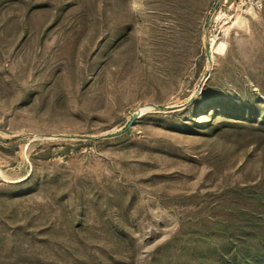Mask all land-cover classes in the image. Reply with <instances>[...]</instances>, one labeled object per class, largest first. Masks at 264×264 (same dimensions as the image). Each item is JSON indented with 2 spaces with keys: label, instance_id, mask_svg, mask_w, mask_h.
<instances>
[{
  "label": "rangeland",
  "instance_id": "obj_1",
  "mask_svg": "<svg viewBox=\"0 0 264 264\" xmlns=\"http://www.w3.org/2000/svg\"><path fill=\"white\" fill-rule=\"evenodd\" d=\"M0 264H264V7L0 0Z\"/></svg>",
  "mask_w": 264,
  "mask_h": 264
},
{
  "label": "built area",
  "instance_id": "obj_2",
  "mask_svg": "<svg viewBox=\"0 0 264 264\" xmlns=\"http://www.w3.org/2000/svg\"><path fill=\"white\" fill-rule=\"evenodd\" d=\"M235 4L241 12L251 13L264 7V0H235Z\"/></svg>",
  "mask_w": 264,
  "mask_h": 264
},
{
  "label": "water",
  "instance_id": "obj_3",
  "mask_svg": "<svg viewBox=\"0 0 264 264\" xmlns=\"http://www.w3.org/2000/svg\"><path fill=\"white\" fill-rule=\"evenodd\" d=\"M135 118V115H132L130 121L127 123V126L130 125V123L132 122V120Z\"/></svg>",
  "mask_w": 264,
  "mask_h": 264
}]
</instances>
